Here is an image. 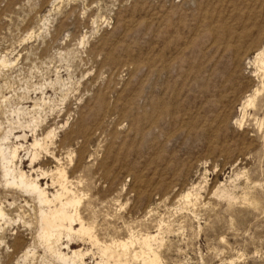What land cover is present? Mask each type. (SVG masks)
<instances>
[{"label":"rangeland","instance_id":"1","mask_svg":"<svg viewBox=\"0 0 264 264\" xmlns=\"http://www.w3.org/2000/svg\"><path fill=\"white\" fill-rule=\"evenodd\" d=\"M263 47L264 0H0V136L56 129L101 239L162 228V264H264ZM24 199L3 202L8 247L37 246Z\"/></svg>","mask_w":264,"mask_h":264},{"label":"bare ground","instance_id":"2","mask_svg":"<svg viewBox=\"0 0 264 264\" xmlns=\"http://www.w3.org/2000/svg\"><path fill=\"white\" fill-rule=\"evenodd\" d=\"M253 64L261 69L264 67V47L256 54ZM257 94L258 90L255 92ZM254 98L247 99L246 107L253 105ZM25 125L21 130H30L34 135L41 126L37 120ZM13 131L0 136L1 178L5 193H0V248L5 244L4 226L13 225V218L9 217L3 206V202H7V197L12 193L29 199H24V206L33 212V240L37 244L24 246L25 242L20 239H15L10 247L7 246L9 243L5 244L6 249H12L14 256L16 251L21 250L16 254L18 264H29L36 260L41 264H162L157 251L163 246L162 228L157 234L148 233L139 238L132 237L133 234L128 239L98 237L96 221L85 220L81 212L83 196L77 189L80 183L70 180L67 169L63 166V159L51 151L56 140V129H51L43 137L35 136L28 148L23 145L7 146ZM13 138L19 142L28 139L26 133L14 135ZM25 150H28L27 159L30 160L32 169L29 172L18 165L22 162L20 153ZM42 152L56 163L53 169H36L35 164L40 160ZM65 160L72 164V153L67 154ZM43 180H47L44 185ZM13 200L8 203L10 209L16 206V200ZM183 201L186 205L191 204V194H186ZM18 217V221L22 220L20 215ZM77 242L86 244L89 248H73ZM37 250L42 254H38Z\"/></svg>","mask_w":264,"mask_h":264}]
</instances>
